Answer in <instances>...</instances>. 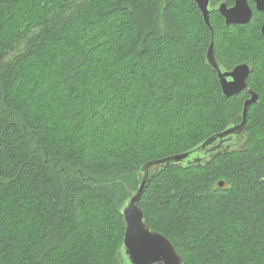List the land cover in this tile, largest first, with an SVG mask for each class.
<instances>
[{"label":"trees","instance_id":"trees-1","mask_svg":"<svg viewBox=\"0 0 264 264\" xmlns=\"http://www.w3.org/2000/svg\"><path fill=\"white\" fill-rule=\"evenodd\" d=\"M235 1L207 24L194 0H0V264H123L142 168L240 125L252 93L243 144L151 172L139 206L184 264H264V13L228 26ZM212 45L251 67L240 94Z\"/></svg>","mask_w":264,"mask_h":264},{"label":"water","instance_id":"water-1","mask_svg":"<svg viewBox=\"0 0 264 264\" xmlns=\"http://www.w3.org/2000/svg\"><path fill=\"white\" fill-rule=\"evenodd\" d=\"M194 1L202 12L205 22L210 24L211 0ZM254 1L257 11L264 13V0ZM218 11L225 18L228 26L246 25L253 17V10L249 6L248 0H236L235 6L232 8H228L226 3H221ZM262 35H264V24ZM213 48L212 45L207 54V61L208 65L218 72L224 96L230 98L246 90V80L250 75L251 67L245 64L237 66L231 72L224 71L215 59ZM258 101V95L252 93L249 101L245 103L243 122L211 137L196 151L153 161L142 168L143 177L138 191L132 194L130 199L120 208L125 222L123 245L119 251V257L123 264H184L173 243L164 235L147 226L145 214L139 206L145 187L151 180L150 174L171 165L187 164L188 166H196L201 165V163H209L217 155L239 147L245 139L248 108L250 105L258 103ZM224 186L225 183L221 182L220 187L223 188ZM148 237H153L156 243H150L147 240Z\"/></svg>","mask_w":264,"mask_h":264},{"label":"flooded vegetation","instance_id":"flooded-vegetation-1","mask_svg":"<svg viewBox=\"0 0 264 264\" xmlns=\"http://www.w3.org/2000/svg\"><path fill=\"white\" fill-rule=\"evenodd\" d=\"M254 1V0H253ZM236 2V1H235ZM248 3H249V0H248ZM254 3H255V1H254ZM227 5V4H226ZM219 6H220V4L217 6V11H218V8H219ZM228 6V5H227ZM234 6H235V4H234ZM234 6H232V7H234ZM250 6V5H249ZM232 7H229L228 6V8H232ZM251 7V6H250ZM252 8V7H251ZM255 8H256V3H255ZM253 10V9H252ZM257 10V9H256ZM219 12V11H218ZM254 12V11H253ZM220 13V12H219ZM221 14V13H220ZM225 19V18H224ZM226 22V21H225ZM264 24V23H263ZM247 25V24H246ZM244 26V25H243ZM262 27H263V25H262ZM261 32H262V29H261Z\"/></svg>","mask_w":264,"mask_h":264},{"label":"snow or ice","instance_id":"snow-or-ice-1","mask_svg":"<svg viewBox=\"0 0 264 264\" xmlns=\"http://www.w3.org/2000/svg\"><path fill=\"white\" fill-rule=\"evenodd\" d=\"M147 240H148L150 243H153V244L156 243V241H155V239H154L153 237H148ZM161 250H163V249L161 248Z\"/></svg>","mask_w":264,"mask_h":264}]
</instances>
